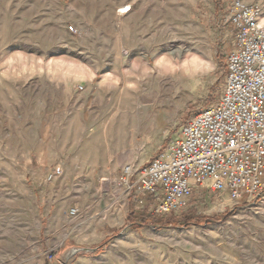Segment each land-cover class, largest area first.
Returning a JSON list of instances; mask_svg holds the SVG:
<instances>
[{
  "label": "rangeland",
  "instance_id": "obj_1",
  "mask_svg": "<svg viewBox=\"0 0 264 264\" xmlns=\"http://www.w3.org/2000/svg\"><path fill=\"white\" fill-rule=\"evenodd\" d=\"M233 1L0 0V264H59L69 246L97 249L73 264H264V199L201 188L175 226L131 225L146 201L121 178L220 98ZM186 67L188 86L166 91ZM159 99L175 115L149 127Z\"/></svg>",
  "mask_w": 264,
  "mask_h": 264
},
{
  "label": "built area",
  "instance_id": "obj_2",
  "mask_svg": "<svg viewBox=\"0 0 264 264\" xmlns=\"http://www.w3.org/2000/svg\"><path fill=\"white\" fill-rule=\"evenodd\" d=\"M226 23L233 47L224 57L219 100L186 121L145 167L121 170L128 191L151 196L156 216L180 213L201 188L234 205L264 199V11L233 1Z\"/></svg>",
  "mask_w": 264,
  "mask_h": 264
},
{
  "label": "bare ground",
  "instance_id": "obj_3",
  "mask_svg": "<svg viewBox=\"0 0 264 264\" xmlns=\"http://www.w3.org/2000/svg\"><path fill=\"white\" fill-rule=\"evenodd\" d=\"M131 12V6L127 5V4H122L119 8H118V12L115 15V25L117 26V28L119 29V31L122 29V20L124 17H126L129 13ZM187 46V45H186ZM182 47V46H181ZM188 50V49H187ZM167 51V50H166ZM184 51H182L180 49V47L178 48H173L170 50V53L176 58L179 59L181 57ZM188 52V51H187ZM160 57V56H158ZM180 61V60H179ZM147 65V64H146ZM148 66V65H147ZM156 70V69H155ZM191 71L192 69L190 67H186L185 69H183L182 71H179L176 77L175 81L171 80L166 84L167 89L166 91H171L173 89H175L174 87H176L178 84L181 86L179 88L182 89V86L184 87L185 84L188 86L189 84V80L191 78ZM133 68L130 66V75H132L133 73ZM169 79V78H168ZM164 80V79H163ZM167 82V81H166ZM164 83V82H163ZM192 83V82H191ZM166 88V87H165ZM164 88V89H165ZM185 88V87H184ZM187 89V88H186ZM177 90V88H176ZM183 90V89H182ZM163 91V90H162ZM165 91V90H164ZM163 91V92H164ZM135 96V95H134ZM162 96V95H161ZM172 96V95H171ZM170 97V96H169ZM133 98V97H132ZM159 98V96H158ZM150 99V98H149ZM136 102V101H135ZM152 103V102H151ZM170 104V106H168ZM177 109V105L175 101H170L167 99H159L155 102H153L151 104L150 109L145 113L144 115V120L146 123L149 124V127H154L157 125L158 122L161 121H167V120H171L173 118V116L175 115L174 111ZM55 178V175H53L49 180H52ZM219 204V203H218ZM223 204V203H222ZM122 208V207H121ZM222 209V208H220Z\"/></svg>",
  "mask_w": 264,
  "mask_h": 264
},
{
  "label": "trees",
  "instance_id": "obj_4",
  "mask_svg": "<svg viewBox=\"0 0 264 264\" xmlns=\"http://www.w3.org/2000/svg\"><path fill=\"white\" fill-rule=\"evenodd\" d=\"M221 76H222V79L224 81V68L222 69ZM215 103H212L211 105H213ZM141 216H142V218L140 219V223H139L141 226H144V223H146L145 222L146 220H148L147 222H150L154 227L156 226V223L159 224L160 227H167V226L168 227H172V226H175L177 224V222H178V218L173 217L172 215H170V216H166V215L165 216H156V215H154L153 213L150 212V213H147V214H142L141 213ZM127 219H128V222L131 225L136 224V222H135L136 219L133 217V213L131 211L129 212V215H128ZM190 224H191V222H186L185 223V225H190Z\"/></svg>",
  "mask_w": 264,
  "mask_h": 264
},
{
  "label": "water",
  "instance_id": "obj_5",
  "mask_svg": "<svg viewBox=\"0 0 264 264\" xmlns=\"http://www.w3.org/2000/svg\"><path fill=\"white\" fill-rule=\"evenodd\" d=\"M96 251L97 249L69 246L59 252L55 258L59 264H73L78 257L90 256Z\"/></svg>",
  "mask_w": 264,
  "mask_h": 264
},
{
  "label": "crops",
  "instance_id": "obj_6",
  "mask_svg": "<svg viewBox=\"0 0 264 264\" xmlns=\"http://www.w3.org/2000/svg\"><path fill=\"white\" fill-rule=\"evenodd\" d=\"M136 197H138V199L142 198L145 199L146 204H144V206L141 208V210L139 211H135V209L133 208L132 204H130L127 208V215H129V212L131 211L133 213V217L136 219V221H138V225H140V219L142 218L141 213L142 214H147V213H152L153 207H154V203H153V199L151 198L150 195H144V196H139L134 194ZM129 223V222H128ZM130 224V223H129Z\"/></svg>",
  "mask_w": 264,
  "mask_h": 264
}]
</instances>
